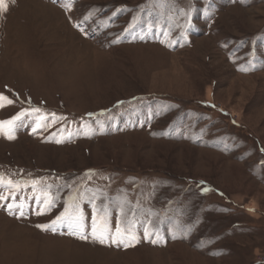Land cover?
Returning a JSON list of instances; mask_svg holds the SVG:
<instances>
[{"label": "rangeland", "instance_id": "1", "mask_svg": "<svg viewBox=\"0 0 264 264\" xmlns=\"http://www.w3.org/2000/svg\"><path fill=\"white\" fill-rule=\"evenodd\" d=\"M7 5L0 121L30 114L0 133V264H264V0ZM65 209L86 240L36 227Z\"/></svg>", "mask_w": 264, "mask_h": 264}, {"label": "snow or ice", "instance_id": "2", "mask_svg": "<svg viewBox=\"0 0 264 264\" xmlns=\"http://www.w3.org/2000/svg\"><path fill=\"white\" fill-rule=\"evenodd\" d=\"M7 0H0V12L7 10ZM7 101L8 104H12L13 101L9 99L7 96H5L3 93H0V107H3V101ZM41 109L39 108H33L32 112L39 113ZM30 113L25 111H21L16 116L12 117L10 120L0 121V133H3L7 136L8 139H13L14 136L12 135L13 126L15 125V122L20 121L22 118H24L26 115H29ZM57 118L55 117V114H53V121H55ZM42 121H44L42 123ZM46 118L41 116L40 120L36 122V127L33 128V133L37 131V129H43L44 127H47ZM57 143H61L62 141L57 140ZM0 183H4V177L2 174H0ZM33 184H36L37 181H32ZM6 186L10 189L8 192V195L5 196L3 194H0V201H8L10 198L14 196V190L19 188V182L13 181L11 178H9L6 182ZM45 195V201L44 203L47 204V206L50 208L52 206V199L48 198V194L44 193ZM5 207L8 209L9 213L12 215H16V212H19L18 218H23L25 213L22 209V206H17L16 210L13 211V206L11 204H5ZM77 211H79V205L76 206ZM105 213L107 212V208H104ZM37 215L42 214L41 212H37ZM100 219L104 222V227L98 229L97 228V214H96V207L93 205V230H92V237L95 240H98L101 244H104L106 241L111 239L113 243L117 244H123L125 248L134 246L130 242L136 241L137 237L134 234H126L124 230H122L120 227H117L115 229L114 234H109L107 227H106V215L104 217H100ZM83 220L84 216L82 212H79V214H73L69 213L68 209H65L64 212L60 213L55 220L51 221L50 224H41L36 225V227L41 229H48L52 226L56 225L57 223L67 222L70 227H72V235H78L80 239L86 240L88 237L83 234ZM144 235L147 237L149 233L147 230H145ZM152 243H155L153 240Z\"/></svg>", "mask_w": 264, "mask_h": 264}]
</instances>
